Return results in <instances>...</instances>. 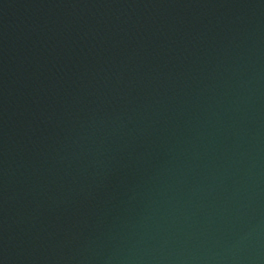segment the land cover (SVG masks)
<instances>
[{
	"label": "water",
	"instance_id": "obj_1",
	"mask_svg": "<svg viewBox=\"0 0 264 264\" xmlns=\"http://www.w3.org/2000/svg\"><path fill=\"white\" fill-rule=\"evenodd\" d=\"M0 264H264V0H0Z\"/></svg>",
	"mask_w": 264,
	"mask_h": 264
}]
</instances>
